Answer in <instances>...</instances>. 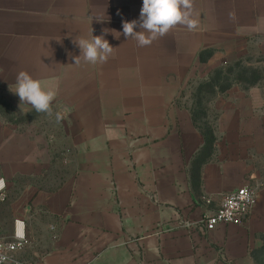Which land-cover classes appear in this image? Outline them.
Wrapping results in <instances>:
<instances>
[{"label":"crops","instance_id":"crops-1","mask_svg":"<svg viewBox=\"0 0 264 264\" xmlns=\"http://www.w3.org/2000/svg\"><path fill=\"white\" fill-rule=\"evenodd\" d=\"M190 2L195 28L176 24L140 46L122 34V21L138 19L142 0H0V83L19 99L16 76L25 71L54 89L51 104L73 107L79 137L77 172L46 188L53 159L44 140L0 121V239L23 233L28 264H256L264 83H234L213 101L214 152L197 184L192 161L203 136L179 95L199 65L251 46L264 55V0ZM104 29L111 55L74 63V40ZM245 185L257 192L248 220L205 232L201 221Z\"/></svg>","mask_w":264,"mask_h":264},{"label":"rangeland","instance_id":"rangeland-1","mask_svg":"<svg viewBox=\"0 0 264 264\" xmlns=\"http://www.w3.org/2000/svg\"><path fill=\"white\" fill-rule=\"evenodd\" d=\"M211 53V52H210ZM209 52H204L208 56ZM232 66L234 74L229 78L228 83H237L235 75L244 68L257 69L262 75L261 82L264 83V55L251 46L246 55L240 58H233L223 64L216 66H197L196 70L190 72L184 85V89L179 95L180 102L190 109H194L201 123L207 121L210 125H215L217 111L212 107L213 101L219 92H212L205 84L211 76L216 75L215 71L221 68ZM224 74L220 76L219 84H226ZM51 114L43 112L37 113L30 105L20 102L19 99L11 95V90L0 83V121L7 127L19 131H30L41 136L46 146H48L53 163L44 177V187H51L52 177L60 178L61 181L74 175L78 167L75 164L74 156L79 149V137L75 135L76 124L72 113V106L61 104H50ZM205 111V116L204 112ZM61 113V119L56 120V113ZM202 127L204 125L202 124ZM42 177V178H43ZM50 179V180H49ZM257 264H264V248L255 253Z\"/></svg>","mask_w":264,"mask_h":264},{"label":"clouds","instance_id":"clouds-1","mask_svg":"<svg viewBox=\"0 0 264 264\" xmlns=\"http://www.w3.org/2000/svg\"><path fill=\"white\" fill-rule=\"evenodd\" d=\"M190 9V0H142L138 19L122 21V34L126 39L132 37L140 46H144L157 36H163L176 24L186 25L191 30L196 27L197 22L191 18ZM108 32L104 29L100 35L91 33L90 38L74 40L80 50L79 55L73 58L74 63L79 64L81 56L85 62L91 64L103 63L113 49L105 38ZM13 92L20 102L31 105L37 113L51 114L50 104L56 91L42 88L40 81L27 72L20 71L17 74ZM55 118L59 121L61 113L57 112Z\"/></svg>","mask_w":264,"mask_h":264},{"label":"built area","instance_id":"built-area-1","mask_svg":"<svg viewBox=\"0 0 264 264\" xmlns=\"http://www.w3.org/2000/svg\"><path fill=\"white\" fill-rule=\"evenodd\" d=\"M5 187L0 179V190ZM257 203L255 187L245 185L227 192L219 207L208 214L201 226L205 232L214 230L220 224H244L253 212ZM0 264H28L26 260V238L17 232L12 239H0Z\"/></svg>","mask_w":264,"mask_h":264},{"label":"trees","instance_id":"trees-1","mask_svg":"<svg viewBox=\"0 0 264 264\" xmlns=\"http://www.w3.org/2000/svg\"><path fill=\"white\" fill-rule=\"evenodd\" d=\"M209 52V55L206 57L204 56V52ZM211 52V53H210ZM213 53V50L211 49H207V50H203L199 53L198 58L202 61L205 62L207 61L211 55ZM250 72L248 73V68H244L242 69V71H240L239 73H237V75H235L234 80L237 83H242L245 84L247 86H251L256 84L257 82L261 81L262 79V75L259 73L260 71H258L257 69H251L249 70ZM224 74V80H227L226 84H219L220 81V76L221 74ZM214 76H211L209 81L205 84V86H207L212 92H224L226 91L228 88H230L232 86V83H228V81L230 80V76L232 74H234V69L232 66H229L227 68H221L220 70H216L215 71ZM234 84V83H233ZM191 113H192V119L193 122L195 124V126L200 130L202 136H203V145L200 148V150L198 151V153L195 155L193 161H192V179L194 184H197L196 180L198 178V172L200 170V168L208 161L211 160L212 158V154L214 152V144L216 141V136H215V132H214V126L210 125L209 122L205 121L203 123H201L200 125V120L199 117L197 115V113L195 112L194 109H190ZM204 112V116H205V111H202V113ZM202 124L204 125V127H202ZM264 248V244L263 246L254 251V258L256 260V264H257V258L255 253L261 249Z\"/></svg>","mask_w":264,"mask_h":264}]
</instances>
